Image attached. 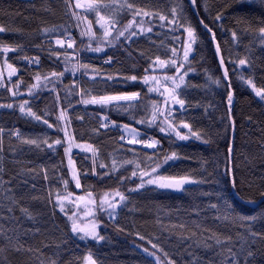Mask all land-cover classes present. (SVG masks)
<instances>
[{
	"label": "trees",
	"instance_id": "obj_1",
	"mask_svg": "<svg viewBox=\"0 0 264 264\" xmlns=\"http://www.w3.org/2000/svg\"><path fill=\"white\" fill-rule=\"evenodd\" d=\"M118 2L125 3V0ZM126 2L138 9L166 15L168 20L172 19L169 13L176 4V0ZM181 2L185 9L183 18L195 28L198 42L193 45L194 50L189 56L194 71L185 77L186 87L182 86L180 95L185 100V108L174 106L173 116L178 125L187 123L192 132L199 133V140L195 137L187 141H178L175 137L170 139L156 127L136 123L142 118H150L151 102L159 99L142 86L144 70L149 69L148 75L174 74V69L167 73L159 69L152 71L150 62L157 56L169 59L172 48L179 50L182 59L181 42L187 39L183 29L173 32L167 22H162L164 27L157 24L151 34L139 35L132 41H123L122 38L114 48L91 53L81 51L88 44V39L79 35L84 25L76 27L72 16L73 0H0V26L6 29L0 33V46L16 49L7 56L0 52V66L7 59L18 69L11 82L4 74L5 85L11 87L19 79L22 81L20 92L24 94L13 98L6 87L0 88V104H14L12 109L0 108V128L4 130L0 148V248L4 251L0 252V264H50L53 260L57 264H83L82 257L89 251L97 264H145V254L141 249L152 250L149 239L163 249V252L154 250L162 264H167L168 258L176 264H231L229 249L237 254L239 264H245L249 246L254 258H249L248 264H264V239H254L250 235L252 232L264 235V217L260 216L264 212V200L257 205L240 202L233 195L228 171L231 117L235 121L231 171L237 178V186L233 190L245 200L261 197L259 192L264 190V100L255 94L247 81L251 79L256 89L264 88V43L256 34L260 21L264 20V9L254 0H197L195 15L187 0ZM205 3L209 6L208 12L204 10ZM217 12H222L223 19L214 23ZM81 13L92 22L97 36L101 35L95 14ZM117 18L119 27L132 16L121 12ZM148 19L144 17L146 25L151 27ZM199 19L216 34L229 72L228 80L233 92L230 113L227 82L223 79L210 36ZM53 27L58 29L56 33L44 31ZM64 28H69L75 38L73 49H67L66 45L62 49L55 44L58 36L65 38ZM233 30L237 31L238 40L232 39ZM57 53L61 57L78 56L80 63L99 69L105 77L136 75L138 81L128 85L122 82L106 84L103 79L80 78L79 73L74 78L70 72H65L62 84L56 86L61 97L60 105L55 103L56 93L50 94L48 90L41 91L40 97L31 102L33 111L54 125L48 129L46 125L21 114L16 105L28 98L27 86L35 83L36 74L43 77L52 71H64L63 60H56ZM25 56H39V65L29 64L24 60ZM109 56L114 61L110 65L104 63ZM242 58L248 63L239 65ZM74 79L79 87L65 101V90L73 85ZM215 80L221 83L216 85L212 82ZM81 89L90 90L91 95L97 96L139 92L140 103L134 102L130 108L125 103L120 110L114 107L101 110L100 106L78 102ZM69 103L73 107H68ZM124 108L128 111H123ZM62 109L71 119L69 129L76 141L88 142L98 150L97 172L108 171V178L101 180L91 174L92 154L74 150L76 169L88 173L86 178L81 176V188L77 189L69 176L63 147L57 146L55 152L47 149L43 143L45 139L48 143L63 139V132H57L55 128L56 116ZM45 112L50 115L45 117ZM101 116H108L117 124L133 125L142 131V138L156 137L160 140L161 147L154 152L142 145H128L126 139L120 140L122 132L119 129L100 127ZM96 129H99L98 134L94 133ZM17 130L20 139L9 134ZM180 131L188 134L183 127ZM31 139L38 140L41 146L23 142ZM172 152H176L178 158L162 165L159 174L165 177L191 176L199 183L188 184L182 190L149 186L129 192L140 182L131 173L140 169L123 161L136 160L143 169L147 157L159 155L162 162L164 154L171 155ZM114 159L117 168L112 170ZM100 164L107 167L101 169ZM45 173L48 179L44 178ZM121 177L125 180L121 181ZM63 180L69 181L67 191L75 196L92 192L98 200L104 192L116 190L127 196L125 203L117 209L115 220H110L106 213L99 215L98 231L105 237L103 240L83 241L71 233L68 216L55 200L57 193L65 194ZM212 204H217L218 209L212 208ZM227 206L234 208L235 212L227 213L226 218ZM22 209H27V213ZM72 211L75 208L66 202L65 212L71 215ZM240 216H257V219L249 223L239 219ZM140 236L145 239L141 240ZM217 238L221 243L216 242ZM15 248H20V251H15ZM164 252L168 253L167 258Z\"/></svg>",
	"mask_w": 264,
	"mask_h": 264
},
{
	"label": "snow or ice",
	"instance_id": "obj_2",
	"mask_svg": "<svg viewBox=\"0 0 264 264\" xmlns=\"http://www.w3.org/2000/svg\"><path fill=\"white\" fill-rule=\"evenodd\" d=\"M256 4L259 5L262 9H264V0H254ZM191 6H197V0H190ZM71 7V6H70ZM75 9H83L85 13H94L96 16V24L99 25V29L101 35L97 36L96 32L93 31V24L91 21L87 20V16H81L77 14L76 11L72 12V16L76 20V27L80 28L81 24H83V28H80L79 35L80 37H87L88 44L81 49V51H87L91 53H102L106 48H114L117 43H120L122 38L123 41H132L134 37H137L142 34H151L153 32V27L157 24L161 28L164 27V23L167 22L168 26L171 28L173 32H178L180 29H183L187 33V39L182 41L183 45V54L182 59L179 55V50L177 48L171 49V57L167 60L161 59L159 56L155 58L154 61L150 62V69L152 71H156L159 69L162 72L167 73L169 70L174 69L173 75H148L147 72L149 69H145V75L142 77V86L147 87L148 93H155L158 100H153L150 105V118H142L136 121L139 125H146L147 127H156L161 134H165L168 138L175 137L178 141H187L191 137H195L196 139H200L201 136L199 133L192 132L191 126L187 123L181 122V124H177L174 120L173 113L176 110L174 106L178 105L180 109L185 108V100L180 98L181 92L183 91L182 86L186 87L185 77L188 76L190 72H193L194 69L191 66V61L189 59L190 53L193 52V45L198 42V35L196 33L195 28L190 26L189 22L183 18V12L185 11L183 7V3L181 0H176L175 7L171 8L170 15L172 17L171 20H168V17L163 14L153 13L149 11H145L143 9H138L134 7L132 4L127 3H119L118 0H110V2L105 3L103 0H76ZM204 10L206 12L209 11V6L205 3ZM121 12L130 13L132 19L128 20L127 24L124 25L123 30L118 27L120 24L119 17ZM144 17H148L147 23L152 25L151 27H143L145 20ZM223 19L222 12H217L213 22L221 21ZM203 25V28L211 34V39L213 41L216 40V34L209 28L208 24H205L203 20L200 21ZM186 24L188 26H186ZM260 27L256 30V34L260 39L261 43H264V20L260 21ZM6 29L3 26H0V33L5 32ZM47 33H56L58 29L56 27L46 28L44 29ZM71 30L69 28L63 29V34L65 36L64 39L59 38V36L55 39V44L60 48L73 49L75 44V38L70 34ZM232 39L238 40L237 31L233 30L231 32ZM177 39H179L177 37ZM95 45V46H93ZM16 49L8 47V46H0V52H2L5 56L11 51H15ZM51 51V49H50ZM215 52L217 55L220 54L221 48L217 43ZM63 60L65 68L64 71L57 72L52 71L46 76H41L40 74H36L34 79L35 83H32L27 86V99H22L18 105L19 111L21 114L27 117H31L36 122L42 123L46 125L48 129H52L54 125L49 123L48 118H42L36 112L33 111L31 102H34L36 99L40 97V92L43 90H48L50 94L56 93L55 103L60 105L61 97L57 92V84H62V79L64 78L65 72H70L72 76L75 78L77 74H80V78L87 77L91 80H96L97 78L103 79L107 84L111 82L112 84H116L122 82L124 85H128L131 82H137L138 77L136 75L131 76H113L107 75L106 77L100 72L99 69L91 67L89 64L80 63V58L78 56L73 57L69 55H64L61 57L58 53L56 55V60ZM73 59L76 60L73 63ZM24 60L28 61L29 64H37L40 63V57L30 58L25 56ZM113 57L109 56L107 60L104 61L105 64H112ZM239 65H245L248 63L246 59H239ZM225 64L224 58L221 56L220 65L223 66ZM153 65L155 67H153ZM7 69V78L8 81L11 82V78L15 76L18 72V69L5 59L3 61V65L0 66V88H5V77H4V68ZM183 70V71H182ZM89 73H93L92 76H89ZM229 72L227 68H224L223 79L227 82V101L229 105V113L231 112V105L233 102V92L231 91V81L228 80ZM211 79V78H209ZM243 79V77H241ZM216 85L221 83L220 80L212 81ZM249 85L253 87L255 94L264 100V88L256 89L255 85L252 83V80L249 79L247 81ZM22 85L21 80H17L15 84L11 87H6V90L11 94L13 98L18 96H23L24 94L20 92V88ZM49 85H52L49 88ZM79 87L76 83V80H73V85L70 88H67L66 95L64 100L67 101L69 95L74 94V89ZM80 100L79 103L83 105H97L100 106L101 110L105 108L114 107L117 110L122 108L123 104H128L129 108L133 105V103H140L139 97L141 94L139 92H118L112 95H91V91L87 89H81L79 92ZM162 100V103L160 102ZM68 107H73L70 103ZM0 108H14V104H0ZM123 111L127 112L128 108H124ZM50 115L49 112H45L44 116L48 117ZM83 120V117H80ZM101 123L100 127L107 130L110 127L117 128L121 130L122 135L120 137L121 141H124L126 136L130 137L127 139V144L134 145H142L147 149H151L156 152L161 147V141L154 139L152 137H148L147 139L142 138L144 135L137 128L132 127L131 124H117L115 120H110L108 116L99 117ZM71 124L70 117L66 114L65 110H60L59 115L56 116V131L63 132V139L57 138L52 143H48L47 139L43 141L46 144L47 149L55 152L57 150V146L63 147L64 155L68 159V167L71 171V179L75 183V187L77 189L81 188V176L83 175L85 178L87 177V172H81L76 169L75 161L73 160V149H80L82 151L88 152L92 154V165H91V174L98 176L99 179L103 180L108 178L109 172L105 171L104 173L97 172V149L94 148L92 144L87 143H77L74 135L69 131V126ZM233 127L235 125V121H232ZM188 130V134H182L180 128ZM3 129L0 128V148H2V134ZM99 129L94 130L95 134H98ZM10 135H16L17 139H20V133L17 130L15 133H9ZM24 143L35 145L36 147H40V142L36 139L25 140ZM206 142V141H205ZM231 151V149H229ZM133 156L136 155L135 152L132 153ZM177 153L172 152L171 155L164 154V159L161 162L159 159V155H154L152 157L146 158V166L141 169L140 164L136 160H128L123 161L124 164H132L135 165L137 169H140L139 172L133 170L131 173L132 177H138L139 183L136 184L135 188L129 189V192L139 191L142 189H146L149 186H154L159 189H171V190H182L186 185L192 183H199V181L194 180L191 176H180V177H165L159 174V170L162 168V165H166L169 161H175L177 159ZM155 166H152V165ZM107 166L104 164H100L99 168L105 169ZM117 168V161L114 159L112 161L111 169L115 170ZM229 174H231V169L228 170ZM45 179H48L47 174L45 173ZM63 179V177H61ZM125 178L121 177V181H124ZM64 183V191L65 194L57 193L56 195V204L60 207V210L68 216L70 223V231L72 234L76 235L80 240L87 241L89 239L94 241H101L105 237L100 235L98 229L100 228V220L99 215L106 213L110 220L116 219V212L119 207H121L125 201L127 200V196L119 191H108L104 192L99 199L97 200L92 192H87L86 195L75 196L73 193L67 191V187L69 184L68 180H63ZM231 184L233 188L237 186V178L232 175L231 176ZM261 197H264V190L259 192ZM70 203L75 211H72L71 215L68 212H65V203ZM13 203H16L13 201ZM248 203H253V201H248ZM212 208L218 209L217 204H212ZM9 211L11 209L9 208ZM25 213H27V209H22ZM235 212V209L231 206L226 207V218L227 213ZM261 217H264V212L260 214ZM239 219L246 222H254L257 219V216H240ZM182 227V226H181ZM137 235H139L137 233ZM250 235L255 238L264 239V235L259 233H250ZM140 239H145L144 236H140ZM159 239V238H157ZM181 239H191V237H182ZM230 239V238H228ZM216 242L221 243L220 239L217 238ZM148 243L151 244V249L142 248L141 251L145 254V264H162V261L159 256L156 255V251L159 250L163 252V249L159 247L158 244L153 243L151 239L148 240ZM207 247V244L204 245ZM4 249L0 248V252H3ZM15 251H20V248H15ZM229 253L231 255V264H239V260L237 258V254L232 253L231 249H229ZM164 256L167 258L168 253L164 252ZM249 258H254V253L250 250L247 252L245 256V264H248ZM83 264H97L96 259L91 251H89L86 255L82 257ZM50 264H57L55 260L51 261ZM167 264H176L174 260L171 258L167 259Z\"/></svg>",
	"mask_w": 264,
	"mask_h": 264
},
{
	"label": "water",
	"instance_id": "obj_3",
	"mask_svg": "<svg viewBox=\"0 0 264 264\" xmlns=\"http://www.w3.org/2000/svg\"><path fill=\"white\" fill-rule=\"evenodd\" d=\"M187 2H188V4H189L191 10L193 11V13H194L195 15H197L196 7L191 6V4H190V0H187ZM200 21H201V20L199 19V22H200ZM200 24H201V23H200ZM201 26L203 27L202 24H201ZM204 30H205V29H204ZM205 31H206V30H205ZM206 32H207V31H206ZM207 33H208V32H207ZM208 34H209L210 39H211V34H210V33H208ZM211 42H212L213 49H214V52H215V48H216V44H217V40L213 41V40L211 39ZM215 56H216V60H217V62H218L219 68H220V70H221V73H222V75H223L224 68H226V66H225V64H224L223 66L220 65V58H221L222 54H221V52H220V54L217 55L216 52H215ZM229 116H230V115H229ZM230 124H231V137H230V145H229V148H228V163H229V169H232V151H233V136H234V133H233V124H232V119H231V117H230ZM229 149H231V151H229ZM229 175H230V180H231L232 171H231V174H229ZM231 186H232V184H231ZM232 191H233V195H234L237 199H239L240 202H242L243 204H246V205H257L258 203H260L261 201L264 200V197H259V198L256 199V200H245V199L239 198V197L237 196V194H236V193L234 192V190H233V187H232ZM248 201H253V203H248Z\"/></svg>",
	"mask_w": 264,
	"mask_h": 264
},
{
	"label": "rangeland",
	"instance_id": "obj_4",
	"mask_svg": "<svg viewBox=\"0 0 264 264\" xmlns=\"http://www.w3.org/2000/svg\"><path fill=\"white\" fill-rule=\"evenodd\" d=\"M75 2H76V0H73V11H76L77 12V14H79V15H81V16H83V14L81 13L82 11H84L83 9H75L74 8V5H75ZM82 2H83V0H82ZM127 24V22L125 23V24H123L122 26H119L120 27V29L121 30H123V27H124V25H126ZM143 27H145V28H147L148 26L146 25V23H144V25H143ZM62 39V38H61ZM55 41V40H54ZM93 46H95V45H93ZM73 63H75V62H73ZM4 74H6L7 75V69H6V67L4 68ZM120 125H122V124H127V123H119ZM132 127H134L133 125H131ZM136 128V127H135ZM138 131H140L141 133H142V131L141 130H139V129H137ZM69 131H70V129H69ZM121 131V130H120ZM152 138H154V139H157L156 137H152ZM126 141H127V139H130V137H127L126 136ZM77 143H87V144H90V143H88V142H84V141H76ZM74 150H78V151H82V150H80V149H73V151ZM82 152H85V151H82ZM85 153H88V152H85ZM89 154H91V153H89ZM74 160V159H73ZM65 162H66V166H67V169H68V172H69V176H70V178H71V171L69 170V167H68V159H67V157L65 156ZM76 167V166H75ZM72 180V179H71ZM73 183H74V181H73ZM74 185H75V183H74Z\"/></svg>",
	"mask_w": 264,
	"mask_h": 264
}]
</instances>
